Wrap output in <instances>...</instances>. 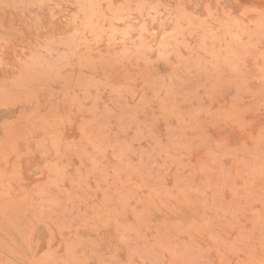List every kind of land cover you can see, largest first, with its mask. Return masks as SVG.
Instances as JSON below:
<instances>
[{
  "label": "rangeland",
  "instance_id": "374dc122",
  "mask_svg": "<svg viewBox=\"0 0 264 264\" xmlns=\"http://www.w3.org/2000/svg\"><path fill=\"white\" fill-rule=\"evenodd\" d=\"M0 264H264V0H0Z\"/></svg>",
  "mask_w": 264,
  "mask_h": 264
}]
</instances>
